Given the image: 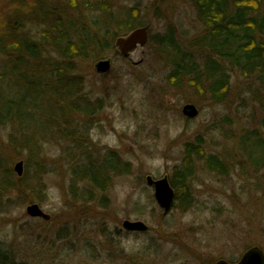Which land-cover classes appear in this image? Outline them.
<instances>
[{
  "label": "rangeland",
  "instance_id": "rangeland-1",
  "mask_svg": "<svg viewBox=\"0 0 264 264\" xmlns=\"http://www.w3.org/2000/svg\"><path fill=\"white\" fill-rule=\"evenodd\" d=\"M130 8L138 11L139 23L149 26L148 38L168 32L174 40L159 48L147 41L126 61L114 57L112 51L107 53L112 66L105 75L94 72L97 61L80 67L84 92L90 99L102 100V109L87 132V147L98 160L115 152L121 162L130 164V173L112 180L105 207L98 197L91 204H73L67 197L72 145L59 140L57 134L46 135L39 140L47 172L40 182L41 195L37 199L33 194L35 201L25 205L6 204L7 198L14 199L8 192L0 201V251L7 260L109 264L102 230L122 234L115 239L123 251L122 256L113 257L118 264L127 263L123 257L137 254L142 255V264L235 262L251 247L264 254V147L239 143L240 137L254 130L264 141L260 124L264 90L258 91L262 99L253 101L250 82L237 70L230 72L229 93L223 103L207 101L204 90L199 98L186 79L181 87H173L166 77L171 70L169 61L181 60L179 51L198 65L207 56L200 43L204 30L190 0H120L116 10L125 13ZM186 104L198 109L196 118L182 116ZM73 121L77 122V117ZM11 130L10 126L0 127V156L12 169L22 161L24 170L25 152L15 153L8 145ZM197 136L206 156H217L226 174L209 172L204 161L196 164L189 182L192 207L184 213L171 209L162 218L145 177L168 178L180 164L184 144ZM33 169L30 163V175ZM31 204H37L47 219L28 217L25 208ZM124 220L141 221L151 229L163 224L166 234L159 242H150L158 236L152 231L125 237L121 229ZM86 252L92 254L91 259L84 257Z\"/></svg>",
  "mask_w": 264,
  "mask_h": 264
},
{
  "label": "trees",
  "instance_id": "trees-1",
  "mask_svg": "<svg viewBox=\"0 0 264 264\" xmlns=\"http://www.w3.org/2000/svg\"><path fill=\"white\" fill-rule=\"evenodd\" d=\"M119 2L0 0V127H12L7 136L9 147L15 153L25 152L21 178L0 156V201L8 192L14 199L7 198L6 204L25 205L35 201L33 194L37 199L41 195L40 182L47 172L40 158L39 140L46 135L57 134L59 140L72 145L67 197L73 204H91L98 197L105 207L112 180L130 173V164L121 162L115 152H108L98 160L89 151L87 132L102 109V100L89 98L80 75V67L107 58L111 51L114 57H119L114 40L144 26L138 22L135 8L125 13L117 11ZM190 3L204 30L200 43L206 48L207 56L200 66L190 55L179 51L181 60L169 61L168 83L179 88L186 79L187 86L198 92L199 98L204 90L207 101L219 104L227 99L230 72L237 70L250 82L248 90L253 101L259 102L262 96L258 91L264 90V0H190ZM173 40L168 32L148 38L157 48ZM176 48L179 50L177 45ZM73 117L78 121H73ZM260 124L264 131V116ZM239 143L264 147L256 130L245 133ZM203 161L209 172L225 176L218 157L206 156L198 136L193 142L185 143L180 164L172 168L168 177L174 192L172 209L184 213L192 207L189 182L195 165ZM30 163L34 167L33 175L29 174ZM212 163L219 165L214 167ZM162 226L148 228L144 235L152 231L158 236L150 242H159L167 230ZM100 234L108 247L109 264H118L113 257L122 256L123 251L115 239H120L122 234H106L105 230ZM86 255L87 252L85 258ZM87 258L91 259L92 254ZM142 258L138 254L123 257L125 264H142ZM0 264L26 263L7 260L0 251Z\"/></svg>",
  "mask_w": 264,
  "mask_h": 264
},
{
  "label": "water",
  "instance_id": "water-1",
  "mask_svg": "<svg viewBox=\"0 0 264 264\" xmlns=\"http://www.w3.org/2000/svg\"><path fill=\"white\" fill-rule=\"evenodd\" d=\"M149 26L135 28L125 36L118 37L114 40V48L122 58L128 57L134 50L140 49L148 41ZM111 58H104L93 65V70L98 75H105L111 70ZM184 118L191 120L198 116V109L192 104H186L181 109ZM13 171L18 178L23 175V162L18 161L13 166ZM145 184L153 191V199L157 207L161 210L162 216H167L174 203V192L169 185L168 178L163 176L154 179L151 176L145 177ZM25 213L30 218L46 220L47 216L43 213L37 204L28 205ZM121 229L127 233H146L148 226L141 221L124 220ZM214 264H264V254L258 247H251L246 250L241 257L234 263L225 260H217Z\"/></svg>",
  "mask_w": 264,
  "mask_h": 264
},
{
  "label": "flooded vegetation",
  "instance_id": "flooded-vegetation-1",
  "mask_svg": "<svg viewBox=\"0 0 264 264\" xmlns=\"http://www.w3.org/2000/svg\"><path fill=\"white\" fill-rule=\"evenodd\" d=\"M127 234H129V233H127ZM130 234H139V233H130ZM143 234V233H142ZM233 263V262H232Z\"/></svg>",
  "mask_w": 264,
  "mask_h": 264
}]
</instances>
